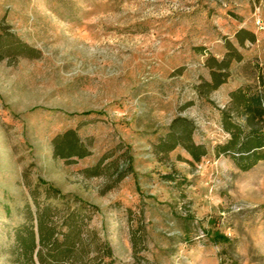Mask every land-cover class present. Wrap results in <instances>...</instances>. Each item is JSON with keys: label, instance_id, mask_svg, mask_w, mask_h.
<instances>
[{"label": "rangeland", "instance_id": "1", "mask_svg": "<svg viewBox=\"0 0 264 264\" xmlns=\"http://www.w3.org/2000/svg\"><path fill=\"white\" fill-rule=\"evenodd\" d=\"M262 80L264 0H0V264H264Z\"/></svg>", "mask_w": 264, "mask_h": 264}, {"label": "trees", "instance_id": "2", "mask_svg": "<svg viewBox=\"0 0 264 264\" xmlns=\"http://www.w3.org/2000/svg\"><path fill=\"white\" fill-rule=\"evenodd\" d=\"M236 37L238 39L239 45L244 44L245 39H249L250 41L255 40V34L249 30L246 29H241L239 32H237ZM236 58L237 60H240L242 58L241 54L237 51L236 48H234V56L224 58L222 61L218 62L215 58H209L208 62L211 63L214 61L219 67L218 68H211V74H212V81L211 86L213 89L218 88L222 83H224L227 80L228 77V72L227 69L229 68V63L230 61ZM263 79V78H262ZM262 83H264V80H262ZM237 92H234L233 95H236ZM243 97H245L244 100V105L247 108V110L252 114L253 118H264V94L263 93H254L250 94L249 96H246V94H243ZM178 121L182 122V132H179L177 129H175V125ZM226 129L232 133H234L233 127L226 126ZM195 131V126L194 124L188 120L187 118H177L174 123L171 126V132L172 135L175 137V141L167 144L166 145V150H172L178 145L184 146L192 157L194 158L195 161H200L201 158L207 154V149L204 147V145L201 144H196L195 142L192 141V134ZM255 134V143L252 144L245 150V152L249 153L252 151L254 152L258 148H261L264 146V135L259 134V132H252ZM235 135V134H234ZM166 142V141H165ZM229 145L225 146L222 148V151L226 153L229 148H227ZM220 152V151H219ZM250 161L247 164H242L240 163L239 166L243 169H248L252 165H254L257 161L260 159L264 158V154L257 153L252 154L249 156ZM31 234L33 235V240L26 245L24 244L26 250H29V253L31 255H34L36 252V255L40 256L41 262H43V258L40 255V250H37L38 247V242L36 239V234L34 227L31 229ZM43 234H40V244H48L50 247L54 246L57 243L56 238H54V234L51 235L48 239H46ZM107 255L109 257H112L111 251L107 252Z\"/></svg>", "mask_w": 264, "mask_h": 264}]
</instances>
